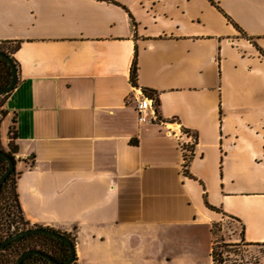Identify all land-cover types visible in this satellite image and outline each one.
I'll list each match as a JSON object with an SVG mask.
<instances>
[{
	"label": "crops",
	"instance_id": "crops-1",
	"mask_svg": "<svg viewBox=\"0 0 264 264\" xmlns=\"http://www.w3.org/2000/svg\"><path fill=\"white\" fill-rule=\"evenodd\" d=\"M212 1L0 0L20 42L0 142L14 119L22 216L73 237V264H211L223 216L264 245V0ZM139 90L163 124L138 123Z\"/></svg>",
	"mask_w": 264,
	"mask_h": 264
},
{
	"label": "trees",
	"instance_id": "trees-1",
	"mask_svg": "<svg viewBox=\"0 0 264 264\" xmlns=\"http://www.w3.org/2000/svg\"><path fill=\"white\" fill-rule=\"evenodd\" d=\"M211 2L214 4V2L211 0ZM229 21H231L230 18H228ZM236 28H238L237 25H235ZM11 44V49H5L3 48V44ZM20 46L19 41L15 42H7V41H0V50L5 52L11 57V54ZM12 58V57H11ZM13 59V58H12ZM14 61V59H13ZM137 79V62L134 58L131 64L130 68V81L132 84H136ZM11 81V68L9 63L2 57H0V88L7 86ZM7 94L0 95V124L3 118L5 117L6 111L3 109V103L4 99L6 98ZM156 105L158 103V99L155 100ZM14 119L12 121V124L10 125L8 129V149L3 150L0 146V150H3L6 152L10 157L14 159V156L17 152V145L15 143V139L17 138L16 131L14 130ZM190 158V157H189ZM188 159L186 160V164L188 163ZM8 166L7 160L0 156V175L5 171V169ZM15 181H16V172L10 173L5 181L3 182L1 188H0V241L5 240L13 233H18L20 231L29 229V224L24 220L21 209L18 203V197L15 189ZM206 206L214 211L219 212V210L208 203H206ZM16 208V213L12 212V208ZM1 210H3L1 212ZM17 222L22 223V228H15L13 232L10 231V228L16 224ZM214 225L215 223H212L211 225V233H212V242H211V249H210V259L211 264H225L226 261H233L235 264L237 262L236 259H231L230 257H223V252L219 250L221 245H217V242L213 241V234H214ZM34 227H40V226H34ZM65 234V233H64ZM68 235L72 242L73 237ZM74 244V243H73ZM257 245V244H251L246 243L241 238V243H227V248H235L239 247V245ZM221 246V247H222ZM30 250H39L54 260L58 262L66 261L70 257V250L68 245L51 235L44 234V233H30L28 235L22 236L18 239L13 240L8 245H6L4 248L0 249V264H17V261L19 257ZM21 264H52L50 263L46 258L36 255V254H30L26 256ZM73 264V263H72Z\"/></svg>",
	"mask_w": 264,
	"mask_h": 264
},
{
	"label": "rangeland",
	"instance_id": "rangeland-1",
	"mask_svg": "<svg viewBox=\"0 0 264 264\" xmlns=\"http://www.w3.org/2000/svg\"><path fill=\"white\" fill-rule=\"evenodd\" d=\"M11 44H3V48L11 49ZM2 131V130H1ZM0 146L4 150L3 146ZM12 212L16 213V208L13 207ZM3 210H1L2 212ZM17 214V213H16ZM214 234L213 241L217 242V245H226L227 243H241V227L238 222L229 217L223 216L219 221L214 222ZM22 228L23 225L20 222L14 224L10 231L13 232L15 228ZM34 227V226H29ZM17 233V232H16ZM13 233V234H16ZM11 234V235H13ZM219 248L220 251L223 252V257H230L231 259H236L237 262L235 264H264V245H242L235 248H227L226 246H222ZM234 263L232 260L226 261L225 264ZM201 264H210L209 256L206 252H202Z\"/></svg>",
	"mask_w": 264,
	"mask_h": 264
},
{
	"label": "water",
	"instance_id": "water-1",
	"mask_svg": "<svg viewBox=\"0 0 264 264\" xmlns=\"http://www.w3.org/2000/svg\"><path fill=\"white\" fill-rule=\"evenodd\" d=\"M0 57L4 58L9 63L10 68H11V81H10V83L5 87L0 88V95H3V94L9 93L15 87V85L17 83V68H16V64L13 61V59L8 54H6L5 52H3L1 50H0ZM0 156L4 157L8 162L7 168L0 175V188H1V186H2L3 182L5 181V179L7 178V176L10 173L15 171V160L12 157H10L3 150H0ZM35 232L48 234V235H51L55 238H58V239L64 241L69 247L70 257L66 261L58 262V261L54 260L53 258H51L50 256H48L47 254H45L39 250H30V251L23 253L19 257L17 264H21L22 260L30 254L40 255V256L46 258L52 264H72L74 262V260H75V248H74V244H73L71 238L68 235H65L64 233H61V232H58V231H55V230H52L49 228H45V227H31L29 229L20 231L16 234L10 235L5 240L0 241V249L4 248L6 245H8L10 242H12L15 239H18L22 236L28 235L30 233H35Z\"/></svg>",
	"mask_w": 264,
	"mask_h": 264
},
{
	"label": "built area",
	"instance_id": "built-area-1",
	"mask_svg": "<svg viewBox=\"0 0 264 264\" xmlns=\"http://www.w3.org/2000/svg\"><path fill=\"white\" fill-rule=\"evenodd\" d=\"M154 97L149 96L145 91L133 92L126 97L128 102L133 103L134 110L136 112L137 121L139 124L144 123H159L163 124V120L160 117ZM179 147L183 155V163H186L185 159H188L192 155V149L196 143L195 134L186 129L179 131L178 135Z\"/></svg>",
	"mask_w": 264,
	"mask_h": 264
}]
</instances>
